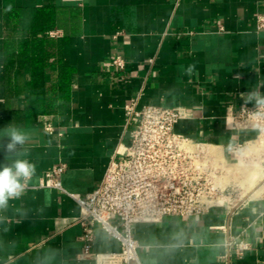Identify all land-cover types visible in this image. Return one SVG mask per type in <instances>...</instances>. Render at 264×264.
<instances>
[{
	"label": "crops",
	"instance_id": "crops-1",
	"mask_svg": "<svg viewBox=\"0 0 264 264\" xmlns=\"http://www.w3.org/2000/svg\"><path fill=\"white\" fill-rule=\"evenodd\" d=\"M255 14L264 15L260 0H0V137L9 126L26 132L20 151L36 165L27 188L0 209V264H97L82 255L80 208L70 195L97 188L109 160L129 146L131 98L138 108L183 109L174 133L214 147L228 165L250 145L256 153L257 132L234 122L241 106L257 105L250 93L264 96ZM115 56L125 71L108 68ZM47 121L60 136L44 130ZM5 156L0 148V165ZM59 165L64 192L39 187ZM229 184L228 205L133 225L141 264H264V190L252 198V189ZM228 236L249 250L227 257ZM94 237L91 252H119L99 226Z\"/></svg>",
	"mask_w": 264,
	"mask_h": 264
},
{
	"label": "built area",
	"instance_id": "built-area-1",
	"mask_svg": "<svg viewBox=\"0 0 264 264\" xmlns=\"http://www.w3.org/2000/svg\"><path fill=\"white\" fill-rule=\"evenodd\" d=\"M254 20L257 32L264 33V15L255 14ZM119 35L116 32L113 38ZM126 66L121 56L108 62V68L117 72L125 71ZM124 117L127 125L134 123L129 146L109 160L97 188L84 197L70 195L80 208L76 223L81 228L82 255L97 264L114 260L141 264L133 225L158 223L168 216L204 215L221 204H230L235 193V186L224 184L225 171L209 146L174 133V126L186 117L183 109L153 105L138 108V98H131L124 106ZM234 122L255 130L256 139L264 141V108L241 106ZM43 127L49 134L61 135L50 121ZM240 150L238 146L232 153ZM64 169L59 165L45 172L39 187L64 192L60 181ZM95 226L118 243V253L91 252ZM224 247L227 257L231 253L241 257L249 250L246 241L232 236L226 238Z\"/></svg>",
	"mask_w": 264,
	"mask_h": 264
},
{
	"label": "clouds",
	"instance_id": "clouds-1",
	"mask_svg": "<svg viewBox=\"0 0 264 264\" xmlns=\"http://www.w3.org/2000/svg\"><path fill=\"white\" fill-rule=\"evenodd\" d=\"M252 99L264 108V96L258 91L249 94V100ZM3 137H6L8 142L6 145L0 143L7 161L0 165V209L6 208L9 200L18 198L36 173V165L23 158L27 156V151H20L29 139L28 134L15 126H9L3 130L0 139Z\"/></svg>",
	"mask_w": 264,
	"mask_h": 264
},
{
	"label": "rangeland",
	"instance_id": "rangeland-1",
	"mask_svg": "<svg viewBox=\"0 0 264 264\" xmlns=\"http://www.w3.org/2000/svg\"><path fill=\"white\" fill-rule=\"evenodd\" d=\"M256 146H257L256 153L254 152L253 147H248L249 152L244 151L245 149L241 150L236 156L239 162L235 165H228V163L222 157L221 153L215 151L214 147H210V150H212L213 153L215 152L214 154L215 157L217 158V163L220 164L225 171V175L223 179L224 184L234 183L235 185L240 186L242 188L243 193H246L247 191H249L254 187L253 185H255L258 178H260L258 179V181H264V169L261 167V162L264 161V141L262 140V138L258 139V143H256ZM248 148L246 150H248ZM253 165H259L261 167L260 171L259 169L256 170V166ZM251 166L255 168L253 169ZM246 168L249 169L250 171L247 170ZM245 169L247 171H245ZM254 171H256V174ZM252 174L254 176H252ZM255 175L257 176V178ZM258 196L259 194L253 198H257Z\"/></svg>",
	"mask_w": 264,
	"mask_h": 264
},
{
	"label": "bare ground",
	"instance_id": "bare-ground-1",
	"mask_svg": "<svg viewBox=\"0 0 264 264\" xmlns=\"http://www.w3.org/2000/svg\"><path fill=\"white\" fill-rule=\"evenodd\" d=\"M252 145H250L249 147H251ZM248 148V147H247ZM254 148V147H253ZM252 148V149H253ZM214 151V150H213ZM245 151H248L249 152V148H248V150H245ZM215 153V152H214ZM244 153V152H243ZM246 154V153H245ZM241 161V160H240ZM245 166V165H244ZM254 166V165H253ZM252 167V166H251ZM253 168V167H252ZM255 168V167H254ZM253 168V169H254ZM247 169V168H246ZM245 169V171H247V170H249V169H247L246 170ZM261 169V168H260ZM256 170H257V167H256ZM250 171V170H249ZM252 172V171H251ZM255 172V174H256V171H254ZM253 172V173H254ZM260 174V173H259ZM248 175V174H247ZM258 175V174H257ZM250 176V175H249ZM252 176H254L253 174H252ZM256 176V175H255ZM256 178H257V176H256ZM255 178V179H256ZM258 179H260V178H258ZM258 179H257V181H256V183H255V185H253L254 187L252 188V198L253 197H255V196H257L260 192H263V190H264V183H259V181H258ZM248 192H250V191H247L246 193H248ZM252 198H250V199H252Z\"/></svg>",
	"mask_w": 264,
	"mask_h": 264
},
{
	"label": "trees",
	"instance_id": "trees-1",
	"mask_svg": "<svg viewBox=\"0 0 264 264\" xmlns=\"http://www.w3.org/2000/svg\"><path fill=\"white\" fill-rule=\"evenodd\" d=\"M61 82H62V85L66 84V82H67V73L63 74V77H61Z\"/></svg>",
	"mask_w": 264,
	"mask_h": 264
}]
</instances>
